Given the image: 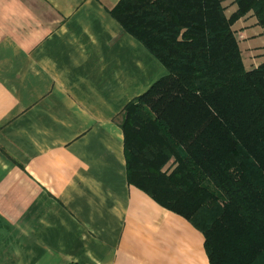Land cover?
Returning a JSON list of instances; mask_svg holds the SVG:
<instances>
[{
	"label": "crops",
	"instance_id": "crops-1",
	"mask_svg": "<svg viewBox=\"0 0 264 264\" xmlns=\"http://www.w3.org/2000/svg\"><path fill=\"white\" fill-rule=\"evenodd\" d=\"M119 0H0V264H209L127 181L125 106L166 69Z\"/></svg>",
	"mask_w": 264,
	"mask_h": 264
},
{
	"label": "trees",
	"instance_id": "trees-1",
	"mask_svg": "<svg viewBox=\"0 0 264 264\" xmlns=\"http://www.w3.org/2000/svg\"><path fill=\"white\" fill-rule=\"evenodd\" d=\"M232 2L113 8L167 71L122 111L125 176L203 234L209 264H264V62L246 70L231 30L248 11L264 28V0Z\"/></svg>",
	"mask_w": 264,
	"mask_h": 264
},
{
	"label": "rangeland",
	"instance_id": "rangeland-1",
	"mask_svg": "<svg viewBox=\"0 0 264 264\" xmlns=\"http://www.w3.org/2000/svg\"><path fill=\"white\" fill-rule=\"evenodd\" d=\"M232 3V0H222L226 17L236 10V6ZM231 30H233L238 41L244 68L246 70L257 68L264 62V28L258 24L253 11H248L236 21ZM172 167L173 163L170 162L163 168V171L169 172Z\"/></svg>",
	"mask_w": 264,
	"mask_h": 264
}]
</instances>
